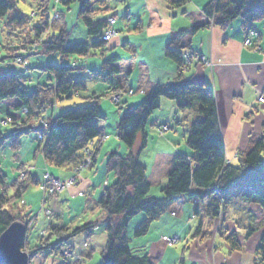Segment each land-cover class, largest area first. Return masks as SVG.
<instances>
[{
	"label": "trees",
	"instance_id": "trees-1",
	"mask_svg": "<svg viewBox=\"0 0 264 264\" xmlns=\"http://www.w3.org/2000/svg\"><path fill=\"white\" fill-rule=\"evenodd\" d=\"M188 1L166 0L175 8L185 6ZM55 2V0H0V27L6 36V41L0 38V104L5 100L17 99L20 102L16 106L17 109L27 108L29 113L27 116L32 120L37 117L36 111L51 104L53 98L65 103L74 98L81 102L70 104L66 110L60 112L50 110L54 119L49 120L45 127H37L33 121L31 124L36 125L35 129L17 124L13 116L3 117L0 114V158L7 146L17 152L21 147L22 137L35 132L37 138L35 154L41 153L48 164L58 169L75 171L90 154L92 167L96 168L104 137L96 121L107 118L102 113L99 103L103 96L96 94L84 96L86 83L81 77L78 80L75 78L82 65L75 68L71 67V64L78 58L86 59L93 55L92 50L104 51L107 41L103 40L101 35L107 27L108 16L114 13V8L111 7V0H60L58 4ZM74 3L79 4L78 16L88 29L89 37L86 40L69 43L67 33L61 32L51 39H44L52 23V14L56 15L54 8L59 7L57 8L59 13L64 14ZM255 3L254 0H211L203 11L213 19L212 24L220 27L241 17L244 27H251L253 31L258 32L256 36H251L254 47H257L261 34L256 23L264 19V13L252 5ZM21 4H28L31 11L20 9ZM247 37L246 35L245 38ZM27 52L30 53L28 56L57 54L61 58L73 56V59H70L71 64L66 66L57 63H48L44 68L41 66L38 68L40 75L36 77L37 82L32 85L28 83L31 78L26 72L12 68L9 64L13 58H25ZM185 54L187 53L170 48L165 52L167 57L174 59L179 68L173 82L155 84L153 93L143 98L138 105L128 106L124 102L120 103V100L114 102L118 111L122 113L117 123L116 134L130 150L123 155L116 151L108 154L107 172L113 174L116 180L105 187L98 202L99 207L106 213L104 231L107 242L101 253V264H154L146 255H135L129 248L128 223L138 213L145 214L146 220L136 228L135 236L145 235L151 224L166 212L168 203L178 196L192 198V195L196 196L193 192L197 191L198 194H209L207 196L209 203L204 204L206 206L204 208L205 214L210 217L218 216L222 207L226 211L228 204L234 200L233 190L239 189L242 202L257 203L264 213V134L254 142L250 151L237 157L235 164L228 161L219 129L214 89L207 81L192 82L191 78L186 76L185 67L191 70L194 66L190 67L191 60L186 61ZM98 55L101 57L103 54L100 52ZM197 61L200 62L198 59ZM118 63L119 59L116 56L109 57L103 60L98 72L90 74L95 76L94 79L100 77L104 81L109 80V77L119 73ZM114 89L120 90L119 87ZM164 99L171 100L180 111L190 110L195 113L186 139L190 154L176 155L175 165L168 173L167 183L160 189L163 197L156 198L150 194L151 186L146 169L140 163V153L148 144L146 127L149 124L154 125V110L161 107ZM140 134V147L133 152ZM37 177L36 173L30 172L26 179H16L8 183L0 163L2 186L0 237L13 222L21 221L28 225L23 220L26 217L24 213L14 212L9 207L13 208L15 202L25 195L30 183L39 185L40 180H37ZM8 184L12 186V194L7 192ZM215 194L217 196H214ZM196 212L198 213L197 210ZM96 225L97 222L94 221L71 228L59 227L52 223L50 234L42 236L35 246L28 248V253L31 257L41 252L58 253L60 247L68 245L67 241L74 236L87 231L88 236H91L93 233L91 230ZM258 228L264 229V220L248 227L247 235ZM201 229L202 224L194 234L200 233ZM219 232L221 235L226 234L223 227ZM26 243L28 244V238ZM226 243L231 251L241 250L235 232L228 235ZM258 245L254 264H264V230ZM187 249L185 247L182 250L178 264H186L184 254ZM23 250L27 251L26 246Z\"/></svg>",
	"mask_w": 264,
	"mask_h": 264
},
{
	"label": "crops",
	"instance_id": "crops-1",
	"mask_svg": "<svg viewBox=\"0 0 264 264\" xmlns=\"http://www.w3.org/2000/svg\"><path fill=\"white\" fill-rule=\"evenodd\" d=\"M209 1L211 0H189L185 6L175 8L166 0H111V7L114 8L116 17L114 27L119 25V29L116 28L118 34L107 42L104 51L98 50L103 54L101 57H98V54H93L87 57L84 62L81 60L79 63L83 67L81 79L86 83L87 97L91 94L103 96L99 103L102 113L107 118L103 121L97 120L96 124L103 131L102 148L104 144L112 145V147L107 150L102 159L99 155L101 148L96 168L84 169L79 176V184L61 193H65L64 199L70 197L66 217L64 215L61 217L64 212L61 211L60 195L56 199H52V210L57 211H54V214L58 213V215L52 214L57 219L54 221L51 216L49 222L53 221L59 227L69 226L71 228L97 222L96 227L91 230L93 232L91 236H88L87 231L67 241L76 253L75 257H81L80 259L83 257L82 260L86 264H101V251L107 242V235L104 231L106 213L99 207L98 202L105 187L113 184L116 180L113 174L107 172L108 154L113 151L121 155L129 152L128 146L122 143L116 134L117 123L122 113L117 110V106L113 102L107 100L114 87H119L125 92L121 95L120 103L124 102L128 106L138 105L144 97L141 95L142 89L150 95L155 84H168L176 79L179 68H177L174 59L165 55L168 48L182 53H196L206 56L209 61L214 63V67L207 66L205 61L200 63L196 59H192L189 64L194 68L188 70V67H185V73L192 82L207 81L214 89L219 129L222 140H224L226 157L234 159L237 151L250 147V140L264 132V104L257 103L259 95L264 93V19L256 23L261 34L258 46H245L243 41L246 35L244 27L241 25L242 22L235 19L224 27L217 26L215 23L211 24L210 18L203 11ZM254 1L256 3L252 5L264 13V0ZM120 17H122L121 22H119ZM92 56L96 58L93 59ZM112 56L119 59L117 64L119 73L109 77V80L106 81L100 77L94 79L95 76H92L90 72H98L103 60ZM98 58L99 60H97ZM82 67L80 66V69ZM18 103L19 101L16 99L5 100L4 105L0 106V111L4 110V114L9 115L13 111L15 113L17 112L15 106ZM163 103L164 106L154 112L153 121L157 123L158 128L161 124L171 125L173 123L178 128L176 131L179 130L187 111L180 112L170 100L164 99ZM64 105H67L65 106L67 108L70 104L64 103ZM167 106L170 110H165ZM252 109H256V112L249 115ZM180 113L183 116H180ZM189 127L190 124L188 128H185L184 141L175 140L168 133L159 132V129L157 130L160 133L158 134L159 138L153 141L154 134L146 129L148 145L141 152L140 163L146 167L148 179L150 182L153 180L154 185L159 184V181L162 183L168 176L160 173V178L157 179L155 176L156 179H152V173L156 170V166L160 162L166 161L170 165L167 168H171L173 160L172 157L158 158L159 155L190 154L189 148L182 145L186 144ZM139 139L135 143V150L140 147ZM28 140L30 139L27 138L25 141L27 145ZM157 142H163L165 147L155 146ZM32 144L36 147V142ZM152 153L154 159H152ZM34 156L38 170L44 171L43 167L46 162L42 155L35 154L34 151ZM30 171L35 173L33 170ZM42 171L36 173L37 180H39ZM52 171L57 175L54 169ZM72 173V170L60 168L58 176L60 179H66L71 177ZM3 174L5 175L4 171ZM151 196L163 197L160 191L151 194ZM168 206V213L153 222L148 232L143 236L136 237L135 231L146 220L145 214L138 213L131 218L127 226V236L133 254L146 255L154 264H166V262L178 264L182 250L187 247L184 254L187 259L186 264L255 263V252L264 229L258 228L255 232L247 235V228L264 220L263 210L257 203H245L240 198L232 200L226 208V218L223 222V227L228 232L225 235H221V232L217 233V227L213 226L216 225V221L211 218L202 227L199 237L193 239L191 236L200 228L202 219L207 217L204 208L206 206L201 207L199 212L192 202H188L187 196L179 199L178 203L177 200L170 201ZM63 207H66L65 204ZM172 213H176V215L173 216ZM38 220L40 221L38 222L35 245L42 236L48 235L49 222L45 218ZM212 230H215L214 235L212 234L213 238L210 234ZM233 232L238 235L241 246L239 251H231L226 243V238ZM170 234L181 238L178 244L172 245L173 248L169 247L166 240L163 239ZM190 239L191 241H189ZM74 241H79L81 244H76ZM49 255L52 254L43 252L41 257H36V261L39 263V259L42 260V257L46 259ZM53 259L59 258L57 255H53ZM52 263L53 261H50V264Z\"/></svg>",
	"mask_w": 264,
	"mask_h": 264
},
{
	"label": "rangeland",
	"instance_id": "rangeland-1",
	"mask_svg": "<svg viewBox=\"0 0 264 264\" xmlns=\"http://www.w3.org/2000/svg\"><path fill=\"white\" fill-rule=\"evenodd\" d=\"M30 8L31 7L28 4H21L20 5V9H22L23 11H26V12L31 11ZM78 12H79V4L78 3H74V5L70 8V10L64 12V15H63V18L65 17L64 19L63 18H60V19L55 18L54 17V13H53L52 14V17H51L52 23L49 26V28L47 29V32H46V35H45L44 39H51L55 35H58L60 32H64L65 31V26H66L67 27L66 30L68 32L67 33L68 34L67 35V41L69 43H73V42H76V41L86 40L89 37V35H88V29H86L83 20L79 18ZM115 19H116V17H115ZM121 21H122V17H120L119 22H121ZM107 26H108V23H107ZM118 26H116L117 29H119ZM1 29H2V27H0V31L2 33L3 30H1ZM4 34L2 33L1 36H0V38H3V40L6 41V36H4ZM4 41H2V42L5 44ZM243 43H244L245 46H250V47L252 46V47H254L253 43L252 44H247L245 42H243ZM97 52H98V50L97 51L93 50L92 53L93 54H99L100 53V52H98V53ZM29 54L30 53L25 54L24 56L27 58V62L26 63L29 64V65L27 64V66L30 67V69L29 70L27 69L24 72H26V75L31 78V81H28V83L29 84H32V85H35V83L37 82L36 77H38L40 75V70L38 68H40L41 66L47 65L48 63H54V64L57 63V64H60V65H65L66 66V64L67 65H70L71 64L70 59H73L72 58L73 56H71V57L69 56V57H66V58H61L57 54H55V55H45V56H36V55H34V56H29L28 57ZM97 56L99 57V55H97ZM94 57L95 56H92L91 58L94 59ZM77 58H75V59H77ZM194 59L197 60L196 57H194ZM79 60L80 61L82 60L84 62L85 59L84 58H78L77 61H74L72 67H75V68L79 67V63H80ZM90 60H92V59H90ZM97 60H99V58ZM205 62H207L206 63L207 66H209L211 68L214 67V63L212 64L207 58L205 59ZM82 69H83V67L81 68L80 71H82ZM73 72H75V71H73ZM76 73L77 72H75V74ZM81 76H82V74L80 75V77ZM112 92H114V93H110V95L108 96L109 98L107 100L109 102H112V100H113V103L114 102H117L118 100H120V98L122 97L121 95L125 93L121 88H120V90L114 89V90H112ZM84 94H85L84 96H87L86 93H85V91H84ZM112 96L118 97L117 100H114V99L111 100ZM214 98H215V95H214ZM79 102H81V101H79V99L74 98L73 100H69V102L66 103V104H73V103H78L79 104ZM257 103L259 105L260 104H264V93L261 96H259ZM9 104L11 105V103H9ZM65 106H67V105H62L61 107H59V109L57 110V112H60L61 109H65L66 108ZM163 106H164V103L162 102V105H161V107L159 109H161ZM216 108H217V104H216ZM117 110H118V108H117ZM165 110H170L169 109V106H167L165 108ZM155 111L156 110H154V112ZM254 112H256V109H252V111L249 113V115L250 114H253ZM13 113H14V111H13ZM13 113H11L10 116H13V117H15V116L17 117L18 116L19 118H21V116H22V115H17V113H15V114H13ZM193 113H195V112H192L190 110L187 111L186 117L183 119V124L180 125L179 130H177V131H176V129H178V128H176V124L175 125H173V123H171V125L170 124H165V125L161 124L160 127L158 128L157 127V123L155 121H153L154 122V125L149 124L146 128L152 134H154L153 141H155V140H157L159 138V136H158V134H160L159 132H163V134L168 133V135L170 137H174L175 140L178 139V141H182V140L184 141V139H185V133H186L185 128H188L189 124L191 123L192 116L194 115ZM217 113H218V108H217ZM0 114H2L3 117H5V115H6V114L2 113L1 111H0ZM249 115H247V116H249ZM180 116H183L182 113H180ZM40 119H41L40 116H37L34 119L32 118V120L35 122L34 124H36L37 127L43 126V125L45 127V126L48 125V121L49 120L42 121ZM157 130L159 132H157ZM263 134H264V132L261 135H263ZM35 135H36L35 132H31V133L27 134L26 136L22 137L23 138L22 146L19 148V150L17 152L14 151L13 149H11L8 146L2 152L1 158H0V163L2 165V170L4 171V173H5L6 177H7L6 182L12 183L17 178L19 180H24V179L27 178L28 173L31 172L30 170L35 171V173H37L38 171H42V170H38V167L36 166V164H37V161L35 159L36 157L34 156V151L36 150V148H35L34 144H32V143H34V142L37 143V138H35ZM261 135L260 136L257 135V136H255V138H252L250 140V143H249L250 144V147H248L245 150H241L240 149V151H237L235 153L234 159H231V158L229 159L228 158V161L235 164L237 162V157L240 154H244V153L250 151L251 147L254 145V142L255 141H258V139L261 137ZM27 138L30 139V140H28V145L25 142ZM138 138H140L139 139V143H140L141 134L139 135ZM182 145L187 147V145L184 144V143ZM103 146L104 147L101 150V154H99L101 156V159L103 158V155L107 152V150H110L111 147H112V145H107V144H104ZM155 146L165 147V144L163 142H157L155 144ZM135 148H136V144L134 145L133 152L136 151ZM177 154H175L174 156H167V155L165 156L163 154L162 155H159L158 158H166V159L168 157H172L173 158V160L171 162V168H167V166H170V165H168L166 163V161L160 162V164L158 166H156V170L152 173V175H153L152 176V179H154L155 176H156L157 179L160 178V176H161L160 173L162 175H164V174L165 175H169L168 173L171 171V169L175 165V161H176L175 160L176 159L175 157H176ZM152 159H154V154L152 155ZM84 161L86 162V165H84V163H81V164L83 166H85L84 167L85 169H88V168H91L92 169V168H94V167H92V162H91L90 154L88 156H86V159ZM168 163H170V161H168ZM19 166H20V168H19ZM48 169H51V171L54 169L56 171V173H57V175H55V174L54 175L57 178H59L58 171H60V169H58L55 166L50 165V164H49V168ZM63 169L64 168H62V170ZM145 169H146V167H145ZM65 170H66V168H65ZM151 170H152V167H151ZM72 172H73L72 173V175H73L75 171L73 170ZM81 174H82V172L79 173V171H78V173L75 174V177H73L71 179H69L70 177H68L66 179H60L59 178L62 181L61 182L59 181V183L58 182L57 183H54L55 184L54 186L52 185L53 182H51V181L50 182H46L44 184V189H45L46 192H48L47 193V196H45L44 191L41 188V186H42L41 183H39V185H35L34 183H30L29 188H28L27 192L25 193V195L21 199H19V200H17L15 202L16 204L13 206V208L9 207V209L12 210V211H14V212L19 213V211H21L22 213H24L26 215V217H24L23 220L25 221V223H28V225H27L28 226V233H27L28 234L27 235L28 244L26 243V241H27V239H26V241H25L26 245H25V243H24V245L26 246V250H27L26 252H27L28 255H29L28 248H32V246H35V241L37 239V235H38L37 228H38V224H39L38 222L40 221L38 219H41V218L44 219L45 218V219H47L48 222L50 221L51 216H52V220L55 221L57 219V217H55L54 215L57 216L58 213H55L54 214V211L55 210L54 211L52 210L51 201H52L53 198L56 199L59 195H60V198L59 199H60V201H62V203H61V206H62L61 211L64 212V213L61 214V217L63 215H64V217H66V214L68 212L67 209H68V202L70 201V197H68V198L66 197V199H64L65 193H63V194H61V193L63 191H66V190L68 191V189H71L75 185L79 184V176H81ZM146 175H147V169H146ZM147 177H148V175H147ZM167 180H168V176H167V179H165V181H162V183H160V181H159V184L154 185V181L151 180V182H150L149 179H148L149 184L151 186V194L153 195L154 193H157L158 191H160V189H162L164 187V185L167 183ZM10 185L11 184H8L7 192H9L10 194H12L13 193V190L11 189L12 186H10ZM1 189H2V186L0 185V190ZM238 190L239 189L233 190V193H234L232 195V198L233 199H236V198L242 199L241 196H240V193H239L240 190L239 191ZM194 193H195L196 196L192 195V198L189 197L188 198V202H192L193 205H194V207L197 208V210H199L201 207H203L204 204L209 203L208 198H207V194H205V193L198 194L199 193L198 191H197V193L196 192H193V194ZM214 196H217V194H215ZM72 197L74 198L75 196H72ZM182 197H184V196H178V198L175 199V200H177V203L179 202V199H182ZM158 198H160V197H158ZM242 201H243V199H242ZM64 204H65L66 207H63ZM168 209H169V206L167 207V210H165L166 212L164 214L168 213ZM37 211H39V212H37ZM177 211H176V213H177ZM55 212H57V211H55ZM199 212H200V210H199ZM225 212L226 211H224L223 210V207H222L221 210L218 213V216H214L213 215V216H210V217H206V219H202L203 220V221H201L202 227L205 224L208 223L209 219L212 218L211 220H215L216 221V225H213V226L217 227L216 232L217 233H220L219 232V229L220 228L222 229L223 222H224V220L226 218ZM176 213H172V215L174 216V215H176ZM52 214H54V215H52ZM227 214H228V212H227ZM52 223H54V222L51 221L48 224L47 234H50V229L52 227ZM223 229H224L225 232H228L227 230H225L224 227H223ZM214 231L215 230H212L211 231V233H210L211 236L214 233ZM169 233H170V231H169ZM200 233L198 232L197 234H193L191 236L192 239L193 238H198L199 235H200ZM217 233H215V234H217ZM211 238H213V236ZM165 240H166V243L168 244V246L169 247L171 246V248H173L172 245L178 244L179 241L181 240V238H179V236H174V235H171L170 234V235H166V239ZM189 241H191V239ZM74 242L76 244H81V242H79V241H74ZM129 248L131 249L130 246H129ZM42 254H43V252H41L40 254H37L36 253L35 254L36 256L30 257V264H39V263L40 264H50V261H53L52 264H86L85 261L82 260L83 257H82V259H80L81 257H75V254L76 253H74L73 249L71 248V246L69 244L68 245H64V246H61L60 249L58 250V253L56 252V253H53L52 254L51 252H49V254H52V255H49L48 258H46V259H44V257H42V260L39 259L40 261L38 263V261H36L37 260L36 257H38V256L41 257ZM56 254H57V257L59 259H55L54 260L53 259V255H56ZM166 264H168V263L166 262Z\"/></svg>",
	"mask_w": 264,
	"mask_h": 264
},
{
	"label": "bare ground",
	"instance_id": "bare-ground-1",
	"mask_svg": "<svg viewBox=\"0 0 264 264\" xmlns=\"http://www.w3.org/2000/svg\"><path fill=\"white\" fill-rule=\"evenodd\" d=\"M56 2V4H58L59 2H60V0H55ZM57 8H59V7H55L54 8V11L56 12L55 14V18H58V19H60V18H63V15L64 14H60L59 12L60 11H58L59 9H57ZM33 15H34V13H32ZM109 18H113L114 20H115V22H116V19H115V15H114V13H113V15H109L108 16ZM65 18V17H64ZM63 18V19H64ZM109 18H108V20H109ZM237 19V18H236ZM66 20V19H65ZM108 20H107V23H108ZM238 21H240V22H242V18L241 17H238V19H237ZM234 21H235V19H234ZM66 23V22H65ZM244 23L242 22V26L244 27V25H243ZM114 25H115V23H114ZM257 26V25H256ZM108 27V26H107ZM106 27V29H105V31H103V33H102V35H101V38L103 39V34L107 31V28ZM115 28V27H114ZM67 27L65 26V31L64 32H66V33H68L67 32ZM116 29V28H115ZM63 31V30H62ZM61 33V32H60ZM244 33H245V35H247L248 37H250L249 35L250 34H252L253 33V28H248V27H244ZM1 31H0V36H1ZM118 34V31H117V29H116V35ZM46 35V34H45ZM45 35H44V37H45ZM68 35V34H67ZM115 35V36H116ZM114 36V37H115ZM43 37V38H44ZM112 38V37H111ZM110 38V39H111ZM110 39H108V40H105V39H103V40H105V41H109ZM44 40V39H43ZM246 41V38H244V41L243 42H245ZM91 52H93V50L91 51ZM29 57V56H28ZM205 58H206V56H205ZM24 61H25V63L27 62V58L25 57H23L22 58ZM209 60V59H208ZM17 61H18V58H13L12 59V64H13V66H14V68L15 69H18V70H20V71H22V72H24L25 70H29L30 68L27 66L26 68H25V66H20V65H18V63H17ZM211 63L213 64V62L211 61ZM26 64H28V63H26ZM29 65V64H28ZM46 65H44V66H42V68H44ZM73 66V63L71 64V67ZM13 68V67H12ZM80 75H81V71H79L78 73H77V75H75V78L78 80L79 78H80ZM153 88H154V86H153ZM153 88H152V90H153ZM154 91V90H153ZM153 93V92H152ZM151 93V94H152ZM150 94V95H151ZM263 93H261L259 96H261ZM141 95H144V97L143 98H146V97H148V96H150L147 92H146V90H144V89H142L141 90ZM17 100V99H16ZM19 101V100H18ZM20 103V102H19ZM19 103L17 104V105H19ZM64 103H65V101H61V100H59V99H56V98H53V101H52V103L51 104H49V105H47L46 107H44L43 109L42 108H40L39 110H37L36 111V116H40L41 117V119L40 120H42V121H47V120H51V119H54V117L53 116H51V114H50V110H58L59 109V107H61L62 105H64ZM175 104V103H174ZM1 105H3V102L0 104V106ZM16 105V106H17ZM61 105V106H60ZM15 106V107H16ZM176 106V105H175ZM177 108V107H176ZM1 109V108H0ZM67 108H65V109H61V111L62 110H66ZM178 110V109H177ZM16 111L17 112H15V113H17V115H22L21 116V118H19L18 116L16 117L15 116V122L17 123V124H19V125H24L25 127L27 126V127H29L30 129H35V128H37L36 127V125H32L31 123H33V120H30V118L26 115V114H29L28 113V109L26 108V109H24V108H22V109H17V107H16ZM39 111V112H38ZM180 111V110H179ZM187 111V110H186ZM2 113H4V110L3 111H1ZM180 112H182V113H185V112H183V111H180ZM15 113H13V114H15ZM194 114V113H193ZM2 115V114H1ZM6 115H9V114H6ZM26 115V116H25ZM194 116V115H193ZM194 118V117H193ZM30 121L29 123L27 122V121ZM191 124V123H190ZM44 126V125H43ZM163 133V132H162ZM41 154V153H40ZM42 155V154H41ZM45 160V159H44ZM45 162H46V160H45ZM49 168V164L46 162V164H45V166L43 167V169H48ZM18 179V178H17ZM163 239H166V237H164Z\"/></svg>",
	"mask_w": 264,
	"mask_h": 264
},
{
	"label": "water",
	"instance_id": "water-1",
	"mask_svg": "<svg viewBox=\"0 0 264 264\" xmlns=\"http://www.w3.org/2000/svg\"><path fill=\"white\" fill-rule=\"evenodd\" d=\"M28 226L13 222L0 237V262L3 264H29L30 255L23 247L27 239Z\"/></svg>",
	"mask_w": 264,
	"mask_h": 264
},
{
	"label": "built area",
	"instance_id": "built-area-1",
	"mask_svg": "<svg viewBox=\"0 0 264 264\" xmlns=\"http://www.w3.org/2000/svg\"><path fill=\"white\" fill-rule=\"evenodd\" d=\"M210 22H211V24H212V22H213V19L211 18L210 19ZM114 23H115V20L111 17V18H109V20H108V29H107V31L103 34V39H105V40H108L109 38H111V37H113V36H115L116 35V29L114 28ZM257 33L258 32H256V31H253V33L252 34H250V37H247L246 38V41H245V43H247V44H252V39H251V36H256L257 35ZM184 57H185V59H186V61H190V60H192V59H194V57H196L198 60H200V62L201 63H203V61H205V56H200V55H197V54H185L184 55ZM211 62V61H210ZM17 63H18V65H20V66H25V68L27 67V64L25 63V61L22 59V58H18V61H17ZM10 64V66L11 67H14L13 66V64H12V62H10L9 63ZM117 98L118 97H114V96H112V99H114V100H117ZM42 127H44V126H42ZM83 163H84V165H86V162L85 161H83ZM85 166H83L82 164H81V166H79V167H77L76 169H75V172H74V174L73 175H71V177L69 178V179H71V178H73V177H75V174L76 173H78V171H79V173H81L82 172V170H84L85 168H84ZM40 183H41V188H42V190L44 191V194H45V196H47V193L48 192H46L45 191V189H44V184L46 183V182H53V186L55 185L54 183H59V181L61 182L62 180H60L59 178H57L49 169H46L44 172H43V174H42V176H41V178H40Z\"/></svg>",
	"mask_w": 264,
	"mask_h": 264
}]
</instances>
